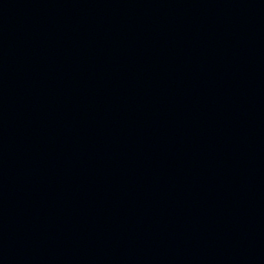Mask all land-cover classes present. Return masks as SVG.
<instances>
[{"label":"water","instance_id":"95a60500","mask_svg":"<svg viewBox=\"0 0 264 264\" xmlns=\"http://www.w3.org/2000/svg\"><path fill=\"white\" fill-rule=\"evenodd\" d=\"M0 264H264V0H0Z\"/></svg>","mask_w":264,"mask_h":264}]
</instances>
